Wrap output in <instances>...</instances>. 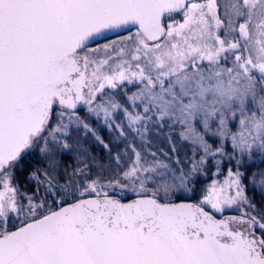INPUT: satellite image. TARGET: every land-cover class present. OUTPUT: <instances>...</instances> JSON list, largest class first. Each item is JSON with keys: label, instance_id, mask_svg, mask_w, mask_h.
Returning a JSON list of instances; mask_svg holds the SVG:
<instances>
[{"label": "snow or ice", "instance_id": "snow-or-ice-1", "mask_svg": "<svg viewBox=\"0 0 264 264\" xmlns=\"http://www.w3.org/2000/svg\"><path fill=\"white\" fill-rule=\"evenodd\" d=\"M118 30L128 35L89 47ZM80 107L115 132L111 144ZM165 126L183 129L191 157L152 150L147 137ZM73 127L109 160L92 175L81 148L61 182L56 157ZM34 153L47 164L23 191L18 173ZM257 153L264 0H0V264H264V208L248 195L264 198V169L247 163ZM225 157L235 166L223 174ZM210 161L199 199H180ZM226 210L238 215L217 219Z\"/></svg>", "mask_w": 264, "mask_h": 264}, {"label": "rangeland", "instance_id": "rangeland-1", "mask_svg": "<svg viewBox=\"0 0 264 264\" xmlns=\"http://www.w3.org/2000/svg\"><path fill=\"white\" fill-rule=\"evenodd\" d=\"M135 90L136 89L134 87H131V86H129L127 89V91L129 93H131ZM115 95H116V98L121 101V103H124V96L121 93H115ZM77 114L82 119H84L87 123H89L93 129L96 130L97 134L105 141V143H110V144L112 143V141L114 140V137L116 135L115 132L110 131L106 126L101 124L95 116H90L84 107L80 111H78ZM116 120L118 122L122 121L123 120V113H118L116 116ZM53 123H55V121H53ZM231 126L233 127V130H235V123H233ZM213 127H215V126L213 125ZM182 131H183V129L179 126L172 128V129H170L167 126H165L162 129L155 128L152 130V134L150 136H148L147 139L149 141H151V143L153 145V148H152L153 151H157L159 149H162L164 152H167L170 155H173L171 153V148H172V145L174 144L176 146V148L178 149V152L175 155H178L181 159H186V157L192 156V145L188 142H184L181 140L180 133ZM169 137H171L172 144L169 143ZM85 138L87 139V141H85ZM205 139L207 140V142L209 144H211L213 149H215L216 147H218L220 145V140L216 137L206 135ZM68 142L71 145V149L67 152H64V153H57V157H56L57 160L59 161L61 182H63V180L65 179L64 173H65V169L67 167L66 165H64V163H62V155H64V154L69 155L68 156L69 171H71V169L76 168L78 166L77 154H78L79 149H81V148L86 149V146L91 144L92 142H95L96 144L100 145L98 142H96V140L94 139V137L91 133L85 134L84 130L82 128L77 130L75 127H73L71 129V135L69 137ZM100 146H102V145H100ZM123 146H124L123 143H121L119 145H113V151L115 152L119 148H123ZM224 147H225V151L227 153H231L230 141H226ZM34 154H35L34 156L36 157L35 167H41V168L45 167L47 164V161L41 160L40 156L38 154H36V153H34ZM105 155L107 158H109L107 150H105ZM196 159H199V155H197ZM216 159H220V157H216ZM245 159H247V158H245ZM261 160H264V157H261L258 153L255 154L254 159L248 160L247 163L252 165V169L250 171H254L256 169H264V163H262ZM234 166H235V160H232L231 162H229L227 160V157H225L222 164H221V173L226 174L228 168L234 167ZM208 168H209L208 175L202 176L203 179L206 178L207 180L205 179L204 184L200 185L198 188H195L196 194L194 195V198H193L195 201L199 199V193H200L201 188L205 184L209 183V181L213 178L211 173L213 171H215V168L213 167L212 161L209 162ZM240 170L243 171L244 168L242 167ZM92 175H97L96 171L92 170ZM105 178H108V177H105ZM218 178L223 179L224 175H220ZM245 183H247V181H245ZM20 184H21L23 191L31 192L34 188V184L31 181H26V179H23V181H21ZM128 194H131V193L122 194L121 198L123 199ZM189 194L190 193H178V195L182 199H183V197H186ZM248 195L250 197H253V202L257 204L258 208H264V198L261 197V195L258 191L254 193L251 189H249ZM207 210H209V209H207ZM226 211H229V210H226ZM226 211L224 213H226ZM216 215H223V214L217 213Z\"/></svg>", "mask_w": 264, "mask_h": 264}, {"label": "trees", "instance_id": "trees-1", "mask_svg": "<svg viewBox=\"0 0 264 264\" xmlns=\"http://www.w3.org/2000/svg\"><path fill=\"white\" fill-rule=\"evenodd\" d=\"M85 141H87L86 138H85ZM86 149H87L88 155H89V163L93 164L92 170L96 171V173L98 174L96 163L107 165L108 160H109V158H107L106 155H105V149L103 148V146H100V145L96 144L95 142H92L91 144L87 145ZM34 155L35 154H33V156L29 158V162L25 164L24 170L22 172L18 173V177L21 178V181H23V179L26 178L27 173L30 172L35 167V165H36L35 164L36 163V157ZM68 156L69 155H65V154L62 155V163H64V165H66L68 167V168L66 167V169L69 170V162H68L69 159H68ZM91 157H95L96 158V162L95 163L92 162ZM208 171H209V168H208ZM109 175H114V172L107 173L105 177H108ZM202 176L203 175H201V176L196 178V180L194 182L195 188H198L200 185L204 184L206 178L203 179ZM189 196L191 197L190 201L195 202V200L193 199L194 195H192V194H189L188 196L183 197V199L184 200H188ZM130 198H133L132 194H128L123 199H130ZM180 199H182V198H180Z\"/></svg>", "mask_w": 264, "mask_h": 264}, {"label": "flooded vegetation", "instance_id": "flooded-vegetation-1", "mask_svg": "<svg viewBox=\"0 0 264 264\" xmlns=\"http://www.w3.org/2000/svg\"><path fill=\"white\" fill-rule=\"evenodd\" d=\"M131 31H135V29H131ZM128 35V31L124 32V33H120V34H117V35H113V36H110V37H107L105 39H102V40H99L91 45H89V47H96L97 45H102V44H106L108 43L109 41L111 40H117L119 39L120 36H126ZM83 107H80L78 109V111H80ZM19 180L21 181V178L19 177ZM226 214H234V215H238V212L235 211V210H229V211H226V213H223V215H226Z\"/></svg>", "mask_w": 264, "mask_h": 264}, {"label": "water", "instance_id": "water-1", "mask_svg": "<svg viewBox=\"0 0 264 264\" xmlns=\"http://www.w3.org/2000/svg\"><path fill=\"white\" fill-rule=\"evenodd\" d=\"M131 29H134V28H130V30H131ZM124 32H126V31H125V30H118L116 33L105 32V33H103L102 38H98L95 42H97V41H99V40H102V39H105V38H107V37L113 36V35H117V34H120V33H124ZM95 42H94V43H95ZM91 44H93V43H90L89 45H91ZM130 199H132V198H130ZM130 199H124V201L127 202V200H130ZM177 202H179V201H177ZM190 202H192V201H190ZM206 210H207V209H206ZM232 215H234V214L216 215V217H217V219H222V218H224V217H226V216H232Z\"/></svg>", "mask_w": 264, "mask_h": 264}]
</instances>
